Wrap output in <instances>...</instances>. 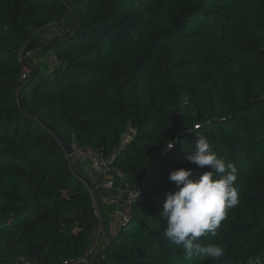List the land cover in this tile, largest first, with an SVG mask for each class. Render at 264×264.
Segmentation results:
<instances>
[{"label": "trees", "instance_id": "1", "mask_svg": "<svg viewBox=\"0 0 264 264\" xmlns=\"http://www.w3.org/2000/svg\"><path fill=\"white\" fill-rule=\"evenodd\" d=\"M37 50L55 61L22 80ZM197 133L238 169L239 203L198 240L218 260L163 236L171 171L209 170L186 158ZM60 138L137 192L102 264H264V0H0V264L91 252L100 220Z\"/></svg>", "mask_w": 264, "mask_h": 264}, {"label": "clouds", "instance_id": "2", "mask_svg": "<svg viewBox=\"0 0 264 264\" xmlns=\"http://www.w3.org/2000/svg\"><path fill=\"white\" fill-rule=\"evenodd\" d=\"M186 158L198 168L208 166L209 170L198 178H194L192 169L171 171L169 179L176 191L167 195L160 213L166 219L163 236L182 246L186 259L218 260L224 248L218 244L203 246L198 240L216 237L228 210L239 203L234 186L238 169L235 163L217 155L208 138L199 133Z\"/></svg>", "mask_w": 264, "mask_h": 264}, {"label": "crops", "instance_id": "3", "mask_svg": "<svg viewBox=\"0 0 264 264\" xmlns=\"http://www.w3.org/2000/svg\"><path fill=\"white\" fill-rule=\"evenodd\" d=\"M77 166L81 174L85 176V179L87 176H91L96 180L95 184L99 186L97 193L95 192L96 196H106L109 200L107 204H102L100 206L103 215L102 223H105V225L100 231H97V234L93 235L92 239L93 247H91L90 261L91 264H97L100 261L101 252L105 244L108 243L110 237L114 235L122 218L124 202L122 198H118V195L124 194L125 182L115 173L107 176L100 175L92 167L89 160H79ZM81 174L79 175L83 177ZM101 233L103 237H101ZM4 264H19V261L12 260Z\"/></svg>", "mask_w": 264, "mask_h": 264}, {"label": "built area", "instance_id": "4", "mask_svg": "<svg viewBox=\"0 0 264 264\" xmlns=\"http://www.w3.org/2000/svg\"><path fill=\"white\" fill-rule=\"evenodd\" d=\"M65 33L66 32H64V33L61 32V34H59V36H62ZM57 36L58 35H55L54 37H57ZM28 76H29L28 72L23 71V73L21 75V79L26 80ZM72 148H73V154L72 155L82 156L84 159L89 160L91 162L92 167L100 175L107 176V175H110L112 173H115L124 181V178L122 177L121 173L112 168L111 159L105 158L103 156L96 154L90 148H79L77 145H73ZM72 155H70V156L68 155V157L70 158ZM93 188L97 193L99 186L94 183ZM92 193H91V195H92ZM136 193L137 192L128 190L125 187V189H124L125 197L123 198L124 199L123 200L124 211H123L120 223H124L128 219L129 213L131 211L132 203L135 200L136 195H137ZM92 198H93V207L98 214L99 220H101L100 216H99V212H101L100 206H101V204H107L109 202V200L106 196H103V197H101V196L97 197L96 196L97 199H95V197L92 195ZM97 208H98V210H97ZM118 227H119V225H118ZM90 255H91V252H89L83 258H76V259H72L70 261H65L63 264H91ZM20 264H37V263L26 261V260L22 259Z\"/></svg>", "mask_w": 264, "mask_h": 264}, {"label": "rangeland", "instance_id": "5", "mask_svg": "<svg viewBox=\"0 0 264 264\" xmlns=\"http://www.w3.org/2000/svg\"><path fill=\"white\" fill-rule=\"evenodd\" d=\"M74 23H75V17H74V14L71 13V14H69L67 19L61 25L48 26L47 28L39 31L36 34V37H38L40 39H46L49 37H54L55 35L59 36V34H61V32L64 33L66 31L67 32L71 31L70 29L73 27ZM54 55H55L54 52H48V53H45L42 57L41 51H39V50H37L35 52H29L26 56V59H25L27 65L24 68V71H26V72H28V74H30L31 70H35L38 67L40 68L41 71H46L47 68L54 63V61H55ZM120 67H119V69H120ZM124 67H125V65H123V68ZM69 159H70V165H71L72 169H74L77 174H81V172L78 169L77 163L79 160H84L83 157L78 156V155H72ZM82 176L85 177L84 175H82ZM86 180H88L91 184V186H89L90 193L93 192L92 195L95 197V199H97L96 194H95L96 191L93 188V184L96 183V180H94V178H92L91 176H87ZM101 197H103V196H101ZM124 197H125V194H123V193L118 195V198L119 199L122 198V201L124 200L123 199ZM97 210H98V208H97ZM99 216H100V219L102 220V216H103L102 212H99ZM101 220H100L97 231H100L101 228L105 225V223H102L103 221H101ZM101 237H103L102 233H101ZM94 241H93V243H94Z\"/></svg>", "mask_w": 264, "mask_h": 264}, {"label": "water", "instance_id": "6", "mask_svg": "<svg viewBox=\"0 0 264 264\" xmlns=\"http://www.w3.org/2000/svg\"><path fill=\"white\" fill-rule=\"evenodd\" d=\"M60 141L61 143L63 144V146L65 147L66 149V152L67 154L70 156L73 154V148L71 146H69L65 141H63L61 138H60ZM85 182L88 186H91L90 182L88 180L85 179ZM105 256V253H103V255L101 256L100 258V261H99V264H102V261H103V258Z\"/></svg>", "mask_w": 264, "mask_h": 264}]
</instances>
